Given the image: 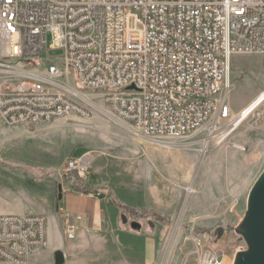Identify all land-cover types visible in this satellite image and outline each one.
<instances>
[{
    "label": "built area",
    "instance_id": "2783aa9c",
    "mask_svg": "<svg viewBox=\"0 0 264 264\" xmlns=\"http://www.w3.org/2000/svg\"><path fill=\"white\" fill-rule=\"evenodd\" d=\"M48 35L59 57H45ZM236 54L264 55V0H0V127L99 109L143 138H196L209 150L264 114V99L245 116L232 110ZM93 159L67 157L54 175L83 190ZM189 238L194 264L221 263L219 248ZM46 245L43 214L0 213V264H29Z\"/></svg>",
    "mask_w": 264,
    "mask_h": 264
},
{
    "label": "rangeland",
    "instance_id": "374dc122",
    "mask_svg": "<svg viewBox=\"0 0 264 264\" xmlns=\"http://www.w3.org/2000/svg\"><path fill=\"white\" fill-rule=\"evenodd\" d=\"M51 43L48 35L45 57H59L62 51L50 49ZM228 85L232 110L238 113L264 90V55H234ZM89 94L103 106L97 93ZM207 149L196 138H143L125 121L99 109L86 117L69 114L0 127V212L21 213L23 209L46 217L47 245L29 264H54L50 251L54 246L67 252L69 260L83 251L91 256L92 245L73 247L74 238L65 237L67 227L58 206L52 212H38L53 196L58 198L60 183L61 192L63 186L69 189L54 170L67 157L88 151L94 157L91 173L98 162L110 175L119 169L130 189L151 186V180L158 178L173 190L176 201L171 221L157 219L161 231L154 264H194L190 232L205 241L210 238L207 242L223 256L220 264H231L234 252L244 245L231 228L242 218L249 190L264 168V114L245 119L225 138L210 142Z\"/></svg>",
    "mask_w": 264,
    "mask_h": 264
},
{
    "label": "crops",
    "instance_id": "0c3cea01",
    "mask_svg": "<svg viewBox=\"0 0 264 264\" xmlns=\"http://www.w3.org/2000/svg\"><path fill=\"white\" fill-rule=\"evenodd\" d=\"M94 164L93 172L85 181V187L93 195L75 190L74 184L69 189H63L60 199L53 196L47 205L38 209V212H52V208L58 206L64 224L67 220L74 228L73 237H69L64 228L65 237L74 238L72 242L69 240L72 246L83 248L89 244L94 247L91 256L84 255L83 251L80 252L83 254L75 255L70 260L69 254L61 251L65 263L154 264L161 231V224L157 219L167 224L171 221L176 201L173 190L163 186L158 178L151 180L154 182L151 186L130 189L119 169L116 170V175H110L106 166L98 162ZM3 211L5 212L0 213H12L8 209ZM26 211L22 209L19 214H30L25 213ZM122 214L127 217L126 223L122 222ZM132 221L139 222L141 228L132 229ZM58 249L54 246L50 251L55 255Z\"/></svg>",
    "mask_w": 264,
    "mask_h": 264
},
{
    "label": "water",
    "instance_id": "95a60500",
    "mask_svg": "<svg viewBox=\"0 0 264 264\" xmlns=\"http://www.w3.org/2000/svg\"><path fill=\"white\" fill-rule=\"evenodd\" d=\"M58 198H61V185H58ZM122 222L127 217L122 214ZM130 226L139 230L141 225L132 221ZM244 243L233 255L231 264H264V168L251 186L246 200V209L237 225L231 228ZM64 255L57 251L54 264H63Z\"/></svg>",
    "mask_w": 264,
    "mask_h": 264
},
{
    "label": "bare ground",
    "instance_id": "6f19581e",
    "mask_svg": "<svg viewBox=\"0 0 264 264\" xmlns=\"http://www.w3.org/2000/svg\"><path fill=\"white\" fill-rule=\"evenodd\" d=\"M264 99V90L260 92V94L255 97L250 103H248L245 107H243L239 115L245 116L251 109H253L259 102H261ZM208 142L205 141V145L203 148H206Z\"/></svg>",
    "mask_w": 264,
    "mask_h": 264
},
{
    "label": "trees",
    "instance_id": "16d2710c",
    "mask_svg": "<svg viewBox=\"0 0 264 264\" xmlns=\"http://www.w3.org/2000/svg\"><path fill=\"white\" fill-rule=\"evenodd\" d=\"M75 184H76V185H75V186H76V188H80V187H79V181H76V183H75ZM82 189H83V191H84V192H89V189H88V188H86L85 186H84V187H82ZM206 240H207V241H210V238H206Z\"/></svg>",
    "mask_w": 264,
    "mask_h": 264
}]
</instances>
